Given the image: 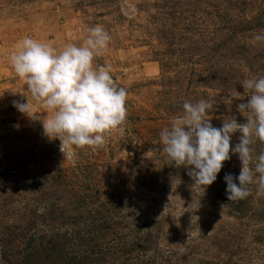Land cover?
<instances>
[{"label": "rangeland", "instance_id": "obj_1", "mask_svg": "<svg viewBox=\"0 0 264 264\" xmlns=\"http://www.w3.org/2000/svg\"><path fill=\"white\" fill-rule=\"evenodd\" d=\"M96 25L111 40L93 64L127 89V120L70 156L45 135L51 113L23 96L9 55L25 37L80 46ZM257 34L264 0H0V264H264V195L250 184L246 199L226 196L238 155L203 193L159 143L185 100L211 102L213 127L246 122L242 81L264 76ZM27 100V113L14 107Z\"/></svg>", "mask_w": 264, "mask_h": 264}, {"label": "clouds", "instance_id": "obj_2", "mask_svg": "<svg viewBox=\"0 0 264 264\" xmlns=\"http://www.w3.org/2000/svg\"><path fill=\"white\" fill-rule=\"evenodd\" d=\"M110 40L105 28L96 25L88 29L80 46L67 44L57 50L46 42L25 37L9 55L15 74L25 83L23 96L42 102L51 113L42 119L43 130L50 139L59 140L62 154L75 156L78 148L105 144L106 135L113 130L123 133L128 91L116 85L110 65L93 64ZM259 41H264V35L257 34L250 40L253 44ZM242 87L248 90V100L238 104L236 110L245 123L229 116L221 127H213L206 118L214 107L211 102L185 100L181 114L159 134L162 154L177 168L189 167L192 188L203 193L231 158L230 152L238 155L239 176L224 177L228 201L246 199L251 194L250 184L257 185L258 195H264V151L254 157L252 147L257 141L264 144V76L245 79ZM232 96L241 94L234 89ZM14 107L27 113L28 100L14 102ZM237 132L239 142L232 146V136Z\"/></svg>", "mask_w": 264, "mask_h": 264}, {"label": "trees", "instance_id": "obj_3", "mask_svg": "<svg viewBox=\"0 0 264 264\" xmlns=\"http://www.w3.org/2000/svg\"><path fill=\"white\" fill-rule=\"evenodd\" d=\"M57 245H56V250L58 249V247H59V244H58V242H55Z\"/></svg>", "mask_w": 264, "mask_h": 264}]
</instances>
